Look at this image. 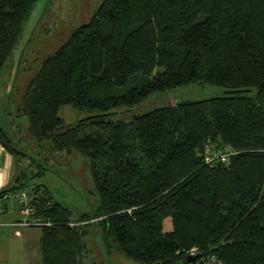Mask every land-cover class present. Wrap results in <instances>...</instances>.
<instances>
[{
  "label": "trees",
  "instance_id": "trees-1",
  "mask_svg": "<svg viewBox=\"0 0 264 264\" xmlns=\"http://www.w3.org/2000/svg\"><path fill=\"white\" fill-rule=\"evenodd\" d=\"M41 1L0 0V78ZM192 84L229 93L110 120ZM66 106L96 115L66 126ZM19 114L38 144L89 160L100 201L73 221L36 184L43 170L20 171L0 192L33 196L43 264H85L93 225L107 251L138 264H195V249L223 264H264V0H105L46 58ZM0 144L28 157L2 125ZM208 147L234 154L208 165Z\"/></svg>",
  "mask_w": 264,
  "mask_h": 264
},
{
  "label": "rangeland",
  "instance_id": "rangeland-1",
  "mask_svg": "<svg viewBox=\"0 0 264 264\" xmlns=\"http://www.w3.org/2000/svg\"><path fill=\"white\" fill-rule=\"evenodd\" d=\"M105 0H43L37 4L24 27V31L0 78V122L6 121V130L17 143L18 149L28 157H22L23 168L30 176L44 171L37 180L53 194L55 201L70 209L73 221L84 215H94L99 206V196L88 159L74 152L71 155L57 153L52 141L38 144L32 139L28 119L20 116L23 98L32 79L36 77L46 58L54 55L81 26L90 22ZM162 71V69H161ZM229 91L213 85L192 84L187 87L159 93L142 105L132 109H118L111 121H129L133 116H143L157 109L183 102H199L224 98ZM255 90L249 93L252 97ZM9 108V110H8ZM12 115L6 117V112ZM96 114L79 111L71 106L63 107L60 117L66 126L74 125ZM4 121V122H5ZM37 171V172H36ZM102 229L93 225L86 238L85 264H138L117 251H107L103 245Z\"/></svg>",
  "mask_w": 264,
  "mask_h": 264
},
{
  "label": "crops",
  "instance_id": "crops-1",
  "mask_svg": "<svg viewBox=\"0 0 264 264\" xmlns=\"http://www.w3.org/2000/svg\"><path fill=\"white\" fill-rule=\"evenodd\" d=\"M8 110L6 117L12 115ZM4 121L0 122V125L6 130ZM22 162L23 159L12 156L0 144V192L12 184L20 171H27L23 168ZM30 173L29 170L28 174ZM20 210V207L15 206L0 216V264H43L41 252L43 230L40 226L22 225L24 217Z\"/></svg>",
  "mask_w": 264,
  "mask_h": 264
},
{
  "label": "built area",
  "instance_id": "built-area-1",
  "mask_svg": "<svg viewBox=\"0 0 264 264\" xmlns=\"http://www.w3.org/2000/svg\"><path fill=\"white\" fill-rule=\"evenodd\" d=\"M234 153L230 151H221L215 150L212 147H208L206 151L205 162L208 165H212L216 162L228 163L230 156ZM33 196L28 192H22L15 195H3L0 197V216L8 213L15 206L20 207V211L23 215V223L24 226H40L39 221L31 220L32 215L35 213V209L32 206ZM198 256L195 264H223L222 261L219 260L218 257L211 255L207 257H202L198 255L197 250H192L189 253V257Z\"/></svg>",
  "mask_w": 264,
  "mask_h": 264
},
{
  "label": "water",
  "instance_id": "water-1",
  "mask_svg": "<svg viewBox=\"0 0 264 264\" xmlns=\"http://www.w3.org/2000/svg\"><path fill=\"white\" fill-rule=\"evenodd\" d=\"M197 259H198V256H195V257H189V261H190L191 263H195Z\"/></svg>",
  "mask_w": 264,
  "mask_h": 264
},
{
  "label": "bare ground",
  "instance_id": "bare-ground-1",
  "mask_svg": "<svg viewBox=\"0 0 264 264\" xmlns=\"http://www.w3.org/2000/svg\"><path fill=\"white\" fill-rule=\"evenodd\" d=\"M30 189V188H29Z\"/></svg>",
  "mask_w": 264,
  "mask_h": 264
}]
</instances>
